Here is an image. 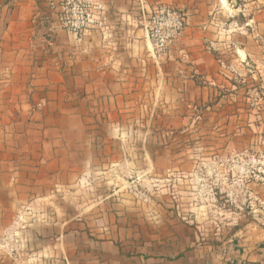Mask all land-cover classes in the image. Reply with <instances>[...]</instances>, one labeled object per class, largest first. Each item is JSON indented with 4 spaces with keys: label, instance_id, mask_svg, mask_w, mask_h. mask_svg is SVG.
I'll list each match as a JSON object with an SVG mask.
<instances>
[{
    "label": "crops",
    "instance_id": "0c3cea01",
    "mask_svg": "<svg viewBox=\"0 0 264 264\" xmlns=\"http://www.w3.org/2000/svg\"><path fill=\"white\" fill-rule=\"evenodd\" d=\"M95 1L102 28L75 36L59 0H0V264H263L264 0ZM159 6L185 16L162 60ZM209 176L216 204L127 188Z\"/></svg>",
    "mask_w": 264,
    "mask_h": 264
},
{
    "label": "built area",
    "instance_id": "2783aa9c",
    "mask_svg": "<svg viewBox=\"0 0 264 264\" xmlns=\"http://www.w3.org/2000/svg\"><path fill=\"white\" fill-rule=\"evenodd\" d=\"M104 11V6L95 0H59L58 23L69 34L83 35L102 28ZM146 27L153 56L162 60L182 39L185 16L179 9L159 6L150 15Z\"/></svg>",
    "mask_w": 264,
    "mask_h": 264
},
{
    "label": "rangeland",
    "instance_id": "374dc122",
    "mask_svg": "<svg viewBox=\"0 0 264 264\" xmlns=\"http://www.w3.org/2000/svg\"><path fill=\"white\" fill-rule=\"evenodd\" d=\"M256 94L257 96L262 95L263 97L262 92H259V90H257ZM255 156H259L258 152L256 154H253V157ZM223 171L228 173V169L226 167L223 168ZM252 171L255 172V170ZM205 174L207 175V170H205ZM209 174L211 175V172H209ZM210 177L211 176L206 177L204 182L202 183L193 182L187 184L179 181H159L151 184H129L127 188L131 189L133 187L134 189H137V187L135 188V186H138V189L140 191H149V193H151L150 198H143V200H149L151 202L153 201L157 205H186L191 203L189 200H194L190 196H184L185 192L187 193L191 191L195 192L196 190H203L205 193V196L203 198L204 201L208 204H212V201L214 200V204H216V198L213 196L217 191L216 187L228 189L229 182L228 180H226L228 179V177H226L225 182H221L220 184L214 183V181ZM243 185L244 184H242L241 186L243 187ZM227 200L228 198H226V196H222L218 199L220 204L217 202V204L219 205L222 204L221 206L224 207L225 211L228 210V205L230 204L227 202ZM204 219L205 221H207L208 224V226L205 227V232L212 233L216 228L218 231L220 230L222 237L223 235H228L231 232L228 229L227 224L229 222H232L233 220H237V215L227 212L216 214L204 213Z\"/></svg>",
    "mask_w": 264,
    "mask_h": 264
}]
</instances>
